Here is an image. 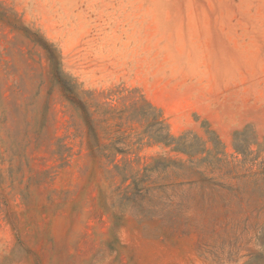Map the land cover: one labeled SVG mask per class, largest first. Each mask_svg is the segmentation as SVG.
I'll use <instances>...</instances> for the list:
<instances>
[{"label":"rangeland","instance_id":"rangeland-1","mask_svg":"<svg viewBox=\"0 0 264 264\" xmlns=\"http://www.w3.org/2000/svg\"><path fill=\"white\" fill-rule=\"evenodd\" d=\"M31 32L83 90L141 94L183 138L118 156L160 160L158 198L115 190ZM263 164L264 0H0V264H264Z\"/></svg>","mask_w":264,"mask_h":264},{"label":"trees","instance_id":"trees-1","mask_svg":"<svg viewBox=\"0 0 264 264\" xmlns=\"http://www.w3.org/2000/svg\"><path fill=\"white\" fill-rule=\"evenodd\" d=\"M31 34L35 36L34 41L41 46L45 53L51 75L61 88L62 95L70 108L72 126L81 129L84 135L83 142L89 155L104 160L107 167H112L107 170L120 176V185L115 190L123 191L126 199L130 198L127 197L128 192L133 195L134 200L138 201H142L148 196L152 197L151 200L156 198L157 196L153 194L152 190L157 188L149 186L145 173L148 170H159L158 162L160 160L156 158L150 168L144 167L143 170L132 172L123 159H118V156L127 154L125 147L141 143L146 137L156 144L185 152L183 151L185 150L183 138L177 139L168 132L160 112L141 94H134L129 104L123 100L120 107L111 94L101 99L93 91L83 90L74 78L63 71L56 48L51 43L37 37V34L33 32ZM130 111L139 116L136 122L144 128V135L137 138L135 142H131L130 134L124 136L128 129L123 130L124 124L130 118L125 114ZM113 133L117 134L116 141L112 140ZM55 146L54 154L58 155L60 160L64 161L70 156L72 148L66 143L58 139ZM119 161L122 162V165L119 164ZM261 174L264 175V164ZM128 180H130V184L126 185Z\"/></svg>","mask_w":264,"mask_h":264}]
</instances>
